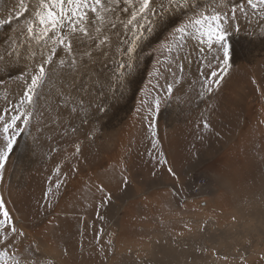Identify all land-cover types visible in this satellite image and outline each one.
Instances as JSON below:
<instances>
[{
	"label": "rangeland",
	"instance_id": "374dc122",
	"mask_svg": "<svg viewBox=\"0 0 264 264\" xmlns=\"http://www.w3.org/2000/svg\"><path fill=\"white\" fill-rule=\"evenodd\" d=\"M220 2L188 0L197 8ZM224 2L226 39L211 46L179 40L175 30L193 9L168 0H154L152 13L132 24L139 0L110 5L104 22L89 12L90 35L77 34L71 54L56 46L33 103L20 107L28 125L22 117L5 134L3 123L51 43L42 48L21 31L35 20V0H23L27 11L19 15L20 0H0V151L6 136L16 137L0 197L23 233L0 251L21 264H66L72 253L76 264H151L149 252L164 243L161 253H183L189 261L182 263L264 264V11L247 0ZM134 33L141 38L129 59ZM101 36L109 42L101 45ZM225 60L227 75L209 93L208 73ZM125 182L129 191H155L126 205L109 238L99 207ZM188 182L189 194L182 191Z\"/></svg>",
	"mask_w": 264,
	"mask_h": 264
},
{
	"label": "snow or ice",
	"instance_id": "6c2138e0",
	"mask_svg": "<svg viewBox=\"0 0 264 264\" xmlns=\"http://www.w3.org/2000/svg\"><path fill=\"white\" fill-rule=\"evenodd\" d=\"M130 2L131 0H125V3ZM153 3L154 0H139V8L131 14L132 18L128 21V24H132L133 21H136L137 16L144 18L145 13H152L151 5ZM117 4H119V0H107V3L105 0H35V20L27 21L26 29H22L21 31H26V38L31 37V39L35 40L42 48L47 47L50 42L51 48L49 49L48 58L43 63H40L38 69L30 76L27 87L19 101V106H14L13 111H15L16 114L11 116L10 121H5L3 123V132L5 134H8L11 129L15 128L17 121L21 120L22 117H24L22 121L24 125H28L30 117L25 112L20 111V107L33 103L36 90L45 80L46 70L44 68V63L51 64L52 56L56 52V46L60 45L71 54L74 51V44L76 43L75 37L77 34L85 37L90 35L87 26L89 12L94 13L99 22H104L106 20L105 14L112 10L110 5ZM247 4L254 12L264 11V0H247ZM168 6H175L177 8L192 7L193 9L194 14L189 18V21L181 24L175 30L176 33L180 34V41L185 40V38L194 37L198 43L203 44L205 40H207L209 46H211L214 39L221 44L226 39V32L222 30L221 27L228 19V16L222 11L223 8L228 7V4L225 3L224 0H221L219 4L209 5L208 8L211 9V12L208 11V8H197L195 5L190 6L188 0H168ZM240 7H243V5H240ZM124 10L127 11V9ZM24 11H27V9L24 7L23 0H20V12L17 13V15L22 14ZM235 11L236 8L232 7L231 13L233 16ZM64 21H68L69 24V31L67 34L63 32ZM97 31L99 32L100 29L97 28ZM148 31H151L150 27ZM140 38L139 33L133 34L130 47L127 49V52L130 54L129 59H131V54L136 52ZM108 42L109 38L107 36L100 37L101 45L107 44ZM179 46V42H177V47ZM228 55V51L225 50L224 57H228ZM63 63L64 61L62 60L61 64ZM130 66L131 65L121 64V68ZM217 67L219 68V66ZM228 67L227 60H225L224 67L219 68V71H209L208 77L212 78L211 83L207 87L209 93L213 91V86L215 89H219L220 81L227 75ZM208 77H206L205 80L206 84L208 83ZM172 91L173 89L170 85L168 87V92L171 93ZM156 108L157 110L159 109V101L156 103ZM203 126L210 127L207 121L204 122ZM152 134L154 136L156 135L155 132ZM6 140V150L0 151V180H2L3 177L5 162L16 143V137L15 135H9L6 136ZM79 151L80 148L77 146L76 152L78 153ZM160 163L167 164V160L163 154L160 156ZM57 171H59V169H57ZM168 171L171 172L172 169L169 168ZM59 187L60 185L57 184V188ZM0 211H2V219H0V241H3L0 247L7 248L10 242H13L17 236H22L23 233L18 231L14 222L10 223L12 218L5 209V202L2 197H0ZM8 233L12 235L9 236ZM13 247H16L14 243ZM0 264H21V262L14 258H10L9 252L0 251Z\"/></svg>",
	"mask_w": 264,
	"mask_h": 264
},
{
	"label": "crops",
	"instance_id": "0c3cea01",
	"mask_svg": "<svg viewBox=\"0 0 264 264\" xmlns=\"http://www.w3.org/2000/svg\"><path fill=\"white\" fill-rule=\"evenodd\" d=\"M261 38H264V37H261ZM230 56H231L232 59L234 58V54L233 53H231ZM256 73L259 74V72H256ZM259 79H260V77H259ZM259 81H260L259 83H260L261 87L264 88L263 78H261V80H259ZM263 102H264V98H263ZM250 108H252V107L250 106ZM238 119H240V117H238ZM191 165H193V164H191ZM149 180H151L154 183V181H153L154 179H149ZM146 182H148V181H146ZM149 185H152V184H149ZM128 186H129V183L125 182L124 186H122L119 191L117 190L115 194L111 195L109 193L108 197L106 199L102 200V204L99 207V211H100L99 214L101 215L102 219L98 223H100L101 225H103V227H105L104 228L105 232L108 233L109 238L112 237V231H114L115 227L118 228V225H116V222L122 223V218H120L119 221H115V217L119 218V216H123L124 209H125L126 205L129 202L136 201L135 199H137L139 196L147 197V196H149L151 193H153L155 191L153 188H151V191L149 189V191H150L148 193L149 195L148 194L147 195H143V194H140L141 192H143L142 190L141 191H129ZM189 187H190V182L185 183L183 185V187H182V191L183 192L187 191L188 194H189V190H190ZM185 193H183V195ZM152 195H154V194H152ZM142 213L143 212H141V215H142ZM69 216L72 217L71 219H75V222H77L78 219H76L75 216H71V214H69ZM61 217H62V219L66 218L64 216H60V217H58V220H60ZM147 232H149V230H147ZM73 237L71 238V241L74 242L75 238H73ZM110 245H111V242H109V245H108L107 242L104 243L103 254H104V251H106V247L108 246V249H109ZM69 251L71 252V249H69ZM71 255H72L73 259L70 258V257H69L68 261L63 259L66 262V264H76L75 261H74L75 257H73V253ZM55 264H61V262L57 260ZM97 264H98V262H97ZM99 264H100V262H99Z\"/></svg>",
	"mask_w": 264,
	"mask_h": 264
},
{
	"label": "bare ground",
	"instance_id": "6f19581e",
	"mask_svg": "<svg viewBox=\"0 0 264 264\" xmlns=\"http://www.w3.org/2000/svg\"><path fill=\"white\" fill-rule=\"evenodd\" d=\"M131 40V39H130ZM128 49V48H127ZM137 77H139V76H137ZM140 78V77H139ZM136 79V78H135ZM137 81V80H136ZM136 83V82H135ZM135 86V85H134ZM131 95H129V99H131ZM125 98H127L126 96H125ZM127 104H129V101L127 102ZM126 106V105H125ZM120 110L122 109V108H119ZM1 140H4V139H1ZM0 143H3V142H1L0 141ZM2 147V145H0V148ZM177 242V241H176ZM165 244L163 243V244H161L160 243V245H158L157 246V244L156 245H154L153 246V249L149 252V254H151V257H152V259H151V261L149 262V263H151V264H187L186 262L184 263H182V261H187V257H185L184 255H182V254H180V255H175L174 254V252L173 251H168L167 249H166V251L167 252H169L172 256H169V257H167V256H165V255H163L161 252H162V246H164ZM176 247V246H175ZM174 247V248H175ZM196 247V246H195ZM164 249V248H163ZM183 249V248H182ZM186 252V251H185ZM168 253V254H169ZM165 254V253H164ZM193 254V253H192ZM150 259V258H149ZM200 259V258H199ZM196 260V259H195ZM189 261V260H188ZM187 261V262H188ZM192 261V260H191ZM198 261V260H197ZM120 264H134L133 262H128V261H123V262H121Z\"/></svg>",
	"mask_w": 264,
	"mask_h": 264
}]
</instances>
